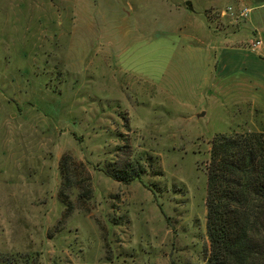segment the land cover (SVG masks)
<instances>
[{"label": "rangeland", "instance_id": "rangeland-1", "mask_svg": "<svg viewBox=\"0 0 264 264\" xmlns=\"http://www.w3.org/2000/svg\"><path fill=\"white\" fill-rule=\"evenodd\" d=\"M204 1L0 0V264H206L211 141L264 115L176 11ZM64 153L91 183L68 214Z\"/></svg>", "mask_w": 264, "mask_h": 264}, {"label": "trees", "instance_id": "trees-1", "mask_svg": "<svg viewBox=\"0 0 264 264\" xmlns=\"http://www.w3.org/2000/svg\"><path fill=\"white\" fill-rule=\"evenodd\" d=\"M124 167L105 173L121 182L140 178L139 172ZM60 172V196L68 214L73 205L66 190L75 188L78 201L85 204L90 177L69 153L61 157ZM206 174V264H264V127L215 135Z\"/></svg>", "mask_w": 264, "mask_h": 264}, {"label": "crops", "instance_id": "crops-1", "mask_svg": "<svg viewBox=\"0 0 264 264\" xmlns=\"http://www.w3.org/2000/svg\"><path fill=\"white\" fill-rule=\"evenodd\" d=\"M192 7L176 11L188 21L187 28H194L197 19L204 36L199 49L213 64L212 77L249 85L258 94L252 107L264 115V0H205Z\"/></svg>", "mask_w": 264, "mask_h": 264}, {"label": "water", "instance_id": "water-1", "mask_svg": "<svg viewBox=\"0 0 264 264\" xmlns=\"http://www.w3.org/2000/svg\"><path fill=\"white\" fill-rule=\"evenodd\" d=\"M187 5L191 8V3L190 2H187Z\"/></svg>", "mask_w": 264, "mask_h": 264}, {"label": "built area", "instance_id": "built-area-1", "mask_svg": "<svg viewBox=\"0 0 264 264\" xmlns=\"http://www.w3.org/2000/svg\"><path fill=\"white\" fill-rule=\"evenodd\" d=\"M259 43H260L259 41L256 42V44H259Z\"/></svg>", "mask_w": 264, "mask_h": 264}]
</instances>
